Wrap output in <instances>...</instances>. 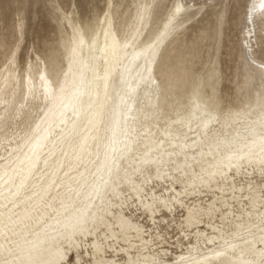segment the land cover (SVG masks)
Masks as SVG:
<instances>
[{"label": "snow or ice", "instance_id": "6c2138e0", "mask_svg": "<svg viewBox=\"0 0 264 264\" xmlns=\"http://www.w3.org/2000/svg\"><path fill=\"white\" fill-rule=\"evenodd\" d=\"M0 264H264V0H0Z\"/></svg>", "mask_w": 264, "mask_h": 264}, {"label": "rangeland", "instance_id": "374dc122", "mask_svg": "<svg viewBox=\"0 0 264 264\" xmlns=\"http://www.w3.org/2000/svg\"><path fill=\"white\" fill-rule=\"evenodd\" d=\"M221 66L223 67V69H225V72H227V71H228V67H227V64H226V63H224V64H221Z\"/></svg>", "mask_w": 264, "mask_h": 264}, {"label": "bare ground", "instance_id": "6f19581e", "mask_svg": "<svg viewBox=\"0 0 264 264\" xmlns=\"http://www.w3.org/2000/svg\"><path fill=\"white\" fill-rule=\"evenodd\" d=\"M218 68H219L220 70H222V71L225 72V69H223V67H222L221 65H218ZM202 70H203V69H202Z\"/></svg>", "mask_w": 264, "mask_h": 264}]
</instances>
